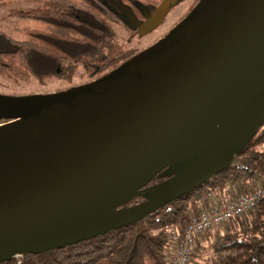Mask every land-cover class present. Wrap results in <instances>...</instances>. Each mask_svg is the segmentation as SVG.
<instances>
[{
    "label": "water",
    "instance_id": "water-1",
    "mask_svg": "<svg viewBox=\"0 0 264 264\" xmlns=\"http://www.w3.org/2000/svg\"><path fill=\"white\" fill-rule=\"evenodd\" d=\"M1 121L0 262L138 222L228 167L263 125L264 0H199L99 79L0 94Z\"/></svg>",
    "mask_w": 264,
    "mask_h": 264
},
{
    "label": "trees",
    "instance_id": "trees-1",
    "mask_svg": "<svg viewBox=\"0 0 264 264\" xmlns=\"http://www.w3.org/2000/svg\"><path fill=\"white\" fill-rule=\"evenodd\" d=\"M162 1L0 0L5 19L16 21V37L0 30V79L44 86L55 78L71 84L79 67L86 83L99 79L139 53L118 40L114 25L121 23L131 42L139 37L136 23L149 18ZM22 2L34 6L13 7ZM120 6L131 11L135 24ZM257 190L264 193V123L228 167L144 219L0 264H167L166 230L181 234L202 210ZM188 264H264V198L250 212L199 236Z\"/></svg>",
    "mask_w": 264,
    "mask_h": 264
},
{
    "label": "rangeland",
    "instance_id": "rangeland-1",
    "mask_svg": "<svg viewBox=\"0 0 264 264\" xmlns=\"http://www.w3.org/2000/svg\"><path fill=\"white\" fill-rule=\"evenodd\" d=\"M196 0H182L178 5L171 9L167 14L163 23L154 31L145 35L143 37H137L131 42L126 41L128 31L121 23H116L114 25L117 38L121 43H125L128 48H134L138 52L145 50L146 48L152 46L157 41H159L165 34H167L173 27L176 26L182 18H184L191 9L196 5ZM198 3V2H197ZM31 7L34 6L31 3H15L13 7ZM6 13L0 11V30L6 32L10 36H15L13 32V26L16 23L14 20L5 19ZM83 70L81 67L78 68L77 73L71 84H68L63 81H58L55 78H52L47 81V84L40 86L35 80L24 83H13L9 80L0 79V94L2 95H12V96H24L31 94H50L55 93L61 90L68 89L69 87L79 86L85 84L87 80L82 77ZM4 124L0 122V125ZM223 226V225H222ZM218 226V227H222ZM217 228V227H216ZM211 231L207 232L209 234ZM193 262V261H192Z\"/></svg>",
    "mask_w": 264,
    "mask_h": 264
},
{
    "label": "built area",
    "instance_id": "built-area-1",
    "mask_svg": "<svg viewBox=\"0 0 264 264\" xmlns=\"http://www.w3.org/2000/svg\"><path fill=\"white\" fill-rule=\"evenodd\" d=\"M262 198H264V193L260 190L241 194L229 202L202 210L199 216L194 218L181 234H178L173 228L166 230L164 235L171 246V248L169 247L170 253L167 264H188L195 241L199 236L222 226L232 218L250 212Z\"/></svg>",
    "mask_w": 264,
    "mask_h": 264
},
{
    "label": "flooded vegetation",
    "instance_id": "flooded-vegetation-1",
    "mask_svg": "<svg viewBox=\"0 0 264 264\" xmlns=\"http://www.w3.org/2000/svg\"><path fill=\"white\" fill-rule=\"evenodd\" d=\"M179 3H180L179 0H173V1L171 2V8H170V11H171L172 8H174V7H175L176 5H178ZM170 11H169V12H170ZM190 11H191V10H190ZM190 11H189V12H190ZM182 19H183V18H182ZM182 19H181V20H182ZM129 20H130V19H129ZM164 20H165V19H164ZM181 20H180V21H181ZM131 21L134 22V24H135V22H136L134 18H133V20H131ZM178 23H179V22H178ZM178 23H177V24H178ZM177 24H176V25H177ZM136 26L138 27L139 24L136 23ZM165 35H166V34H165ZM165 35H164V36H165ZM161 181H163V179H161V178H157L156 180H154V181L150 184V186H151V185H155V184H157V183H159V182H161ZM142 201H143V199H142ZM133 203H134V201H130L129 205H131V204H133Z\"/></svg>",
    "mask_w": 264,
    "mask_h": 264
},
{
    "label": "crops",
    "instance_id": "crops-1",
    "mask_svg": "<svg viewBox=\"0 0 264 264\" xmlns=\"http://www.w3.org/2000/svg\"><path fill=\"white\" fill-rule=\"evenodd\" d=\"M226 200V199H225Z\"/></svg>",
    "mask_w": 264,
    "mask_h": 264
}]
</instances>
